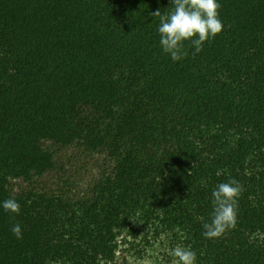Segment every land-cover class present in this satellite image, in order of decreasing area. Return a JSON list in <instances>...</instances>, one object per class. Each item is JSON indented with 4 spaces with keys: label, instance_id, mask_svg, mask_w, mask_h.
I'll return each instance as SVG.
<instances>
[{
    "label": "trees",
    "instance_id": "16d2710c",
    "mask_svg": "<svg viewBox=\"0 0 264 264\" xmlns=\"http://www.w3.org/2000/svg\"><path fill=\"white\" fill-rule=\"evenodd\" d=\"M170 2L0 0V264H131L122 242L163 236L264 264V0H219L222 31L176 62L151 15ZM230 177L236 226L206 239Z\"/></svg>",
    "mask_w": 264,
    "mask_h": 264
},
{
    "label": "clouds",
    "instance_id": "9594fccd",
    "mask_svg": "<svg viewBox=\"0 0 264 264\" xmlns=\"http://www.w3.org/2000/svg\"><path fill=\"white\" fill-rule=\"evenodd\" d=\"M170 3V11L161 13L157 10L151 15L159 16L156 32L161 51L176 62L188 55L184 47L186 41L194 48L193 54H198L204 43L219 34L224 25L218 11L219 0H171ZM242 191L241 183L231 177L212 188L210 222L202 224L204 238H219L236 226L238 201ZM0 208L17 215L20 213V204L14 196L0 201ZM10 231L17 239L23 238L19 223L13 224ZM164 251L171 258V264H198L197 253L190 245L176 244Z\"/></svg>",
    "mask_w": 264,
    "mask_h": 264
},
{
    "label": "rangeland",
    "instance_id": "374dc122",
    "mask_svg": "<svg viewBox=\"0 0 264 264\" xmlns=\"http://www.w3.org/2000/svg\"><path fill=\"white\" fill-rule=\"evenodd\" d=\"M175 245L176 243L167 236L153 240L151 243L138 238L131 243L122 242L120 250L121 254L128 255L131 264H171V258L164 249Z\"/></svg>",
    "mask_w": 264,
    "mask_h": 264
}]
</instances>
